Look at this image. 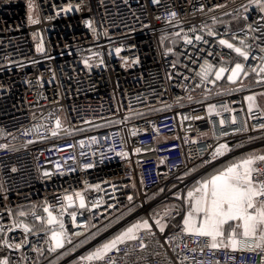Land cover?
Returning a JSON list of instances; mask_svg holds the SVG:
<instances>
[{
	"label": "built area",
	"instance_id": "2783aa9c",
	"mask_svg": "<svg viewBox=\"0 0 264 264\" xmlns=\"http://www.w3.org/2000/svg\"><path fill=\"white\" fill-rule=\"evenodd\" d=\"M31 2L35 5L31 14L39 23H29V0H0V224L7 227L15 217L34 230L20 251L0 247V258L10 256L18 264H39V257L46 252L43 263L62 254L67 256L58 264L74 263L88 247H78L82 240L98 226L128 214L129 195L136 206L128 216L133 219L148 218L153 209L163 213L169 206L180 208L193 180L212 166L199 167L209 158V152L202 148L264 134V130H254L264 123V84L257 83L255 73L241 76L237 85L225 79L216 86L195 87V73L205 60L214 67L222 58H231L233 64L244 62L222 48L217 43L220 38L236 46L245 39L251 46L246 67L259 63L252 56L264 55L260 52L264 32L248 28L249 24L258 27L255 22L260 14L252 8L244 19L242 6L248 0ZM68 4L73 10L57 15L59 8ZM208 27L218 35L208 37ZM185 34L193 41L195 35H201L209 42L185 45ZM232 34H237L236 40L231 39ZM38 47L43 50L38 51ZM117 47L122 48L119 55ZM208 52L214 54L209 56ZM89 58L92 66L87 68L84 61ZM186 76L190 79L185 80ZM235 87L241 90L225 94ZM247 95L255 97L252 113L244 100ZM222 104L234 111L221 110L219 116L210 118L208 106L220 108ZM136 112L145 115L140 118ZM195 116L203 118L184 119ZM233 116L235 125L231 123ZM125 117L129 120L119 123ZM221 118L226 120L223 129ZM56 119L61 121L60 129H56ZM209 119L215 122V138ZM245 124L247 131H235ZM38 125L47 128L32 131ZM26 130L31 134L25 135ZM223 132L229 135L222 136ZM121 151L127 156H118ZM89 164L93 167L86 168ZM194 168L197 170L191 171ZM45 172L50 175L45 176ZM96 184L104 191L98 193L88 187ZM75 191L86 200L103 196L106 203L93 213L84 211L77 216V224H84L83 228H73L71 217L65 214L69 234L80 235L72 237V245L49 252L45 242L50 236V231L45 234L48 226L31 213L46 220L43 208L49 206L56 215L62 197ZM175 194L181 199H175ZM75 210L80 211L78 205ZM20 211L28 215L20 217ZM92 215L97 217L91 220L95 227L88 228ZM161 223L166 226L165 234L154 224V235L139 234L143 249L139 241H132L121 245L119 253H111L116 264H179L181 260L184 264H261L264 260V252L259 249H212L207 238L185 235L182 217L175 211L163 216ZM5 235L19 243L25 234L16 229ZM103 235L89 244H96ZM34 247L40 254L32 250Z\"/></svg>",
	"mask_w": 264,
	"mask_h": 264
},
{
	"label": "snow or ice",
	"instance_id": "6c2138e0",
	"mask_svg": "<svg viewBox=\"0 0 264 264\" xmlns=\"http://www.w3.org/2000/svg\"><path fill=\"white\" fill-rule=\"evenodd\" d=\"M153 4L158 3V0H152ZM216 7H222V5H217ZM35 5L29 0L28 10H29V23L35 24L39 23L38 19H34L32 12ZM255 8L260 14L259 20L255 23L258 25L257 28L252 27L251 24L248 25L250 31L255 32L258 29L264 32V0H248L246 5L242 6L243 12L245 13L244 19L247 20V13ZM73 10V6L68 4L66 6H61L57 11V15L60 12L68 13ZM80 8L77 7L76 11ZM201 10H203L201 8ZM172 17H175L173 12ZM89 28L92 27L91 21L87 22ZM147 27V25H145ZM192 31H195L193 29ZM174 35L180 36V33H175ZM208 37H216V33L211 27H208L206 32ZM227 35V33H225ZM232 40L237 39V34H232ZM185 45L196 46V43L207 44L209 41L205 40L201 35L194 36L190 39L186 34L183 37ZM217 43L231 50L236 54V56L241 57L244 62H248L251 55V46L245 43V39L239 40V46L234 45L226 38L218 39ZM38 51L43 49L38 47ZM122 51L121 47L115 48L117 55ZM171 51V49H169ZM201 52L205 49L201 48ZM260 52L264 54V47L260 48ZM213 52H208L209 56H212ZM191 56V54H189ZM253 60L258 59L259 63L256 66L246 67L244 62H235L233 64L231 58H222L220 65L214 67L213 64L209 63L207 60L199 65V71L195 73V77H198V82L195 87H204L207 84L217 85V82L225 80L231 85H237L241 83V76L247 77L250 73H255L258 77L257 83L264 84V55L258 58L252 56ZM91 58L84 61V65L90 68L92 64L90 63ZM103 63V60H101ZM135 63V61H133ZM175 67V64L173 65ZM171 79V77H169ZM190 79V77H185V80ZM239 87L229 88L225 94H233L240 91ZM219 94V93H218ZM264 95V93H261ZM189 101L192 100L188 97ZM244 100L248 104V112L252 113L255 107V97L253 95H247ZM179 102V98H178ZM131 111H135L131 109ZM221 110L224 112L234 111L230 109L227 104H222L220 108L216 105H209L207 108L208 116L211 118L213 115L219 116ZM138 117L143 118L144 113L136 112ZM203 117H184V119H202ZM129 117H125L124 120L119 121V123H126ZM213 125V137L215 138V122L212 119L208 121ZM115 124L116 122H110ZM226 120L221 118L219 120V125L223 129ZM231 123L235 125L237 123L236 117L233 116ZM56 129L61 128V121L56 119L55 121ZM40 127L47 128V125H38L32 131L39 132ZM56 129L52 130V135L56 136ZM247 125L245 124L241 129H236L235 131H247ZM254 130H264V123L254 126ZM25 135L31 134V131L26 130ZM136 132L133 131L132 135ZM222 136L229 135L228 132H223ZM252 139V138H250ZM93 140L95 138L93 137ZM32 141H30L31 143ZM196 143V141H192ZM81 146H83L81 142ZM242 146V145H241ZM211 149V151H209ZM137 153L139 149L136 150ZM201 151L209 152V158L203 159L199 167H205L208 165H213V171L208 176H202L201 179L195 182L194 187L189 189L186 194V198L183 200V204L180 208H172L171 206L166 207L161 213L158 210H151L149 217H138L130 221L125 226L121 227L114 234L109 236L97 243L92 249L88 250L85 254L78 257L75 264H116V261L110 255L111 253H119L120 246H127L132 241H139L140 248L145 247L143 240L140 238V233L143 232L145 235H154L152 224L156 226L159 232L163 235L165 234V225L161 223L163 216H169L173 211L182 217V231L185 235L196 236L201 238H207L209 241L208 246L212 249L230 248L236 251L240 247L259 249L264 252V154H257L255 152H248L242 154L238 157H232L227 161H220L221 157H225L229 152L234 151L230 148L227 143L218 142L216 145H206ZM83 154V153H82ZM118 156L126 157L127 153L124 151L118 152ZM220 161V167H216L214 162ZM59 169V166H57ZM86 168L93 167L92 164L86 165ZM194 168L191 171H196ZM15 171V169H13ZM188 173H186L187 175ZM45 176L50 175V173L45 172ZM178 179H182L178 177ZM88 187L95 189V191L103 192L104 190L99 184L89 185ZM175 187V185H173ZM160 192H164V189H160ZM106 194V193H105ZM155 196H153V199ZM129 201V207L127 212L129 215L135 210V205L132 203L134 197L129 195L127 197ZM175 199L180 200L181 196L175 194ZM62 203L57 209V214L53 215L52 210L49 206L43 208V212L47 214L46 220L38 216L35 212L31 215L35 220L46 223L48 228L45 230L47 235L50 231V236L45 241L48 243V251L56 252L59 249H64L65 245L73 244V236H79V232H74L71 235L65 227L63 216L65 214L71 217L73 228H83L84 224H77V216L83 215L84 211L93 213V210L100 209L106 203L103 196L94 198L92 200H86L85 196L80 191H75L72 194H65L62 197ZM80 211H77L75 209ZM114 205H108V208H113ZM69 209H73L69 212ZM9 215L13 214L9 212ZM28 213L24 211L19 212L20 217H25ZM103 216V213H100ZM160 217V218H156ZM95 215L89 217L87 221V227H95L91 223L92 219H96ZM116 223H119L121 217L117 216L114 218ZM151 219V223H150ZM112 226L111 224L104 225L103 231H107L108 228ZM16 229H22L24 232V237L19 243H14L10 238H8L6 233H13ZM34 231L29 227L27 223H22L13 217L12 224L5 227L0 224V238H2V243L0 247L8 248L9 250L16 252L20 251L26 243H28V234ZM100 229L97 232L91 233L90 237H86L85 240L80 242V246L84 243H88L90 240L96 239V236L100 233ZM167 242V240H165ZM251 242V243H250ZM186 246V245H185ZM33 251L40 254L39 248H33ZM69 250V254H70ZM0 264H18V261H13L10 256H5L0 258ZM179 264H184L181 260ZM264 264V260L261 261Z\"/></svg>",
	"mask_w": 264,
	"mask_h": 264
},
{
	"label": "crops",
	"instance_id": "0c3cea01",
	"mask_svg": "<svg viewBox=\"0 0 264 264\" xmlns=\"http://www.w3.org/2000/svg\"><path fill=\"white\" fill-rule=\"evenodd\" d=\"M260 136L264 137V134L260 135ZM238 142H240V141H238ZM238 142H235L236 144L235 143H232V144L227 143L230 148L234 149V151L229 152L225 157H221L220 161H227V160L231 159L232 157H238V156H240L242 154H245V153H248V152H255L257 154H264V139L260 140V141H257V142H254V143L244 144L242 146L241 145L238 146ZM220 161L215 163L216 167H220L221 166L220 165ZM212 171H213V165L207 171H205L204 173L200 174L197 178H195L193 180V182L191 183V185L189 186L188 190L191 189L192 187H194L195 182L197 180L201 179L202 176L206 177L209 174H211ZM86 246H88V247L85 249L84 254L88 250L92 249V247H94L95 244H92V243L89 244L88 243V245H86ZM68 264H75V262L74 263L71 262V263H68Z\"/></svg>",
	"mask_w": 264,
	"mask_h": 264
},
{
	"label": "trees",
	"instance_id": "16d2710c",
	"mask_svg": "<svg viewBox=\"0 0 264 264\" xmlns=\"http://www.w3.org/2000/svg\"><path fill=\"white\" fill-rule=\"evenodd\" d=\"M262 137V138H261ZM250 138H252V139H250ZM264 139V137L263 136H260V135H248V136H245V137H242V138H239V139H236V140H234V141H231V142H229V144H232V143H235V142H238V141H240V142H238V146L239 145H244V144H248V143H254V142H257V141H260V140H263ZM236 144V143H235ZM123 216H126V217H128L129 216V214H126V215H123ZM122 217V216H121ZM90 237V236H89ZM91 241H93V240H90L89 242H91ZM88 242V243H89ZM88 243H84L83 245H86V244H88ZM78 247H80V245H78ZM67 256V254H62V255H56L53 259H50V260H48V261H45L44 263H43V261L45 260V259H47V257H48V254L46 253V252H44L40 257H39V259H38V263L40 264V263H42V264H58V263H60L65 257Z\"/></svg>",
	"mask_w": 264,
	"mask_h": 264
},
{
	"label": "rangeland",
	"instance_id": "374dc122",
	"mask_svg": "<svg viewBox=\"0 0 264 264\" xmlns=\"http://www.w3.org/2000/svg\"><path fill=\"white\" fill-rule=\"evenodd\" d=\"M259 97V96H258ZM187 194V193H186ZM138 217H143V216H138ZM136 218V217H135ZM134 218V219H135ZM133 220V218L132 217H126V216H122L121 217V219H120V221H119V223H116L115 222V219H112L111 220V222H108V223H105V224H102V225H100V226H98L97 227V229H100L101 231H100V233L96 236V238L98 237V236H100V235H103V234H105V235H103L102 237H100L99 238V240L98 241H96L95 243L97 244V243H99L100 241H103L104 239H106V238H108L109 236H111L112 234H114L116 231H118L121 227H123V226H125L126 224H128L130 221H132ZM108 224H111L112 226H110L109 228H108V230L107 231H103V227H104V225H108ZM97 229H96V231H94V232H97ZM95 244V245H96ZM93 248V247H92Z\"/></svg>",
	"mask_w": 264,
	"mask_h": 264
}]
</instances>
